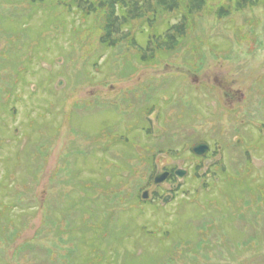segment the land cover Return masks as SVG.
<instances>
[{"label":"rangeland","instance_id":"374dc122","mask_svg":"<svg viewBox=\"0 0 264 264\" xmlns=\"http://www.w3.org/2000/svg\"><path fill=\"white\" fill-rule=\"evenodd\" d=\"M100 255L264 264V0H0V264Z\"/></svg>","mask_w":264,"mask_h":264},{"label":"water","instance_id":"95a60500","mask_svg":"<svg viewBox=\"0 0 264 264\" xmlns=\"http://www.w3.org/2000/svg\"><path fill=\"white\" fill-rule=\"evenodd\" d=\"M209 150V145H207L206 143H200L197 144L194 148H193V154H195L196 156L199 157H203L207 155V152ZM185 171L179 169L175 172L176 176L179 177V179L184 178L185 176ZM169 177V173L168 172H162L161 170H159L157 172V174L154 177V186H158L160 184H164V182L168 179ZM149 197V191H145L142 195V198L144 200L148 199Z\"/></svg>","mask_w":264,"mask_h":264},{"label":"trees","instance_id":"16d2710c","mask_svg":"<svg viewBox=\"0 0 264 264\" xmlns=\"http://www.w3.org/2000/svg\"><path fill=\"white\" fill-rule=\"evenodd\" d=\"M74 1H76V0H74ZM42 3H44V0H42ZM31 4H34V2L33 3H31ZM78 7V6H77ZM45 8V10H48V8H54V6H49V5H44V7L43 8H41V9H44ZM80 8V7H79ZM81 9V8H80ZM44 10V11H45ZM218 151V150H217ZM153 157H155V154H153ZM154 161V160H153ZM221 168H222V171L223 172H226V169H225V167H223V166H221ZM239 171L241 170V169H238ZM153 175H154V172H153V174H151L150 176H149V182L147 183V186L149 187L150 185H151V183H152V181H153ZM213 175H216V173H214ZM154 192H156V191H154ZM172 193H173V191H172ZM137 196V195H136ZM137 197H139V195L137 196ZM174 197V195L172 196V198ZM156 198H162V199H164V201L165 200H168V196L167 197H165V198H163L162 196H157ZM136 201H138V198L136 199ZM101 260H103V256H97V258H95V259H92V263L93 264H100V261Z\"/></svg>","mask_w":264,"mask_h":264},{"label":"flooded vegetation","instance_id":"af4514ba","mask_svg":"<svg viewBox=\"0 0 264 264\" xmlns=\"http://www.w3.org/2000/svg\"><path fill=\"white\" fill-rule=\"evenodd\" d=\"M240 140V139H239ZM236 141V140H235ZM241 141V140H240ZM236 142H238V140L236 141ZM242 142V141H241ZM241 144V143H240ZM209 151L208 152H210L211 151V145H209ZM218 148V150L220 149V146H218L217 147ZM156 159V158H155ZM166 169V170H165ZM165 169H163L162 171H167V172H169V177H168V180H166L165 182H164V184L165 183H167L168 181L169 182H171V181H173V182H175L176 181V178H175V170L177 169L176 167H175V169L174 168H171V169H167V168H165ZM153 181H154V179H153ZM153 181H152V184H153ZM164 184H160V185H158V186H156V188L155 189H157V188H159V187H161V186H163ZM154 187V186H153ZM156 191V190H155Z\"/></svg>","mask_w":264,"mask_h":264}]
</instances>
